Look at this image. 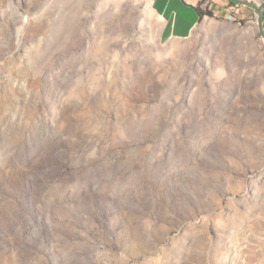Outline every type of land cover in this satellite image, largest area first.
<instances>
[{
    "label": "rangeland",
    "instance_id": "obj_1",
    "mask_svg": "<svg viewBox=\"0 0 264 264\" xmlns=\"http://www.w3.org/2000/svg\"><path fill=\"white\" fill-rule=\"evenodd\" d=\"M0 0V264H264V0Z\"/></svg>",
    "mask_w": 264,
    "mask_h": 264
},
{
    "label": "crops",
    "instance_id": "obj_2",
    "mask_svg": "<svg viewBox=\"0 0 264 264\" xmlns=\"http://www.w3.org/2000/svg\"><path fill=\"white\" fill-rule=\"evenodd\" d=\"M155 11L163 18V35L168 39L190 36L202 19L203 0H151Z\"/></svg>",
    "mask_w": 264,
    "mask_h": 264
},
{
    "label": "trees",
    "instance_id": "obj_3",
    "mask_svg": "<svg viewBox=\"0 0 264 264\" xmlns=\"http://www.w3.org/2000/svg\"><path fill=\"white\" fill-rule=\"evenodd\" d=\"M202 15H203V11H202Z\"/></svg>",
    "mask_w": 264,
    "mask_h": 264
}]
</instances>
